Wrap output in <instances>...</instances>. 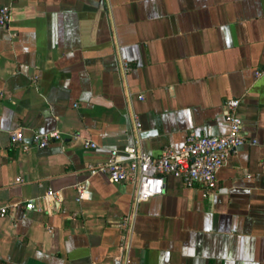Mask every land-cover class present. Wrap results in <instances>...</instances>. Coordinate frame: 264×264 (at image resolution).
I'll use <instances>...</instances> for the list:
<instances>
[{"label":"crops","instance_id":"obj_1","mask_svg":"<svg viewBox=\"0 0 264 264\" xmlns=\"http://www.w3.org/2000/svg\"><path fill=\"white\" fill-rule=\"evenodd\" d=\"M4 5L12 19L0 24V264H264V76L255 75L264 0ZM234 97L257 142L229 157L212 191L168 176L163 193L136 203L131 182L87 171L136 140L159 156L190 133H227ZM17 128L27 142L35 131L62 137L23 151L10 145Z\"/></svg>","mask_w":264,"mask_h":264},{"label":"built area","instance_id":"obj_2","mask_svg":"<svg viewBox=\"0 0 264 264\" xmlns=\"http://www.w3.org/2000/svg\"><path fill=\"white\" fill-rule=\"evenodd\" d=\"M12 19L9 6L0 7V24L6 25ZM257 78L264 76V65L256 69ZM140 98H144L141 94ZM241 98H229L225 101V116L229 130L222 135L198 136L190 133L180 149L165 147L159 156H153L144 151L136 140L133 144H126L120 148L110 150L104 160L89 163L87 171L90 174L106 173L114 182L129 181L135 186L134 199L136 203L146 201L151 197L161 194L165 188V179L174 176L187 187L195 183H202L206 191H212L218 180V171L225 165L229 157L236 153L245 143H256V139L246 136L243 130V120L237 110ZM134 123L140 130L141 121L134 114ZM10 145L28 151L32 147H46L52 140L62 137L59 131L33 133L30 142L24 138L22 129L9 131ZM85 146L97 147V143L91 140L85 141ZM78 200L85 197L86 184L78 182L75 185ZM58 192L54 189L47 191L46 197L53 200ZM28 209L35 207L33 200L26 204ZM7 207L0 209V214L5 215ZM129 217H126L120 225L127 227ZM123 239L126 236L123 235Z\"/></svg>","mask_w":264,"mask_h":264}]
</instances>
